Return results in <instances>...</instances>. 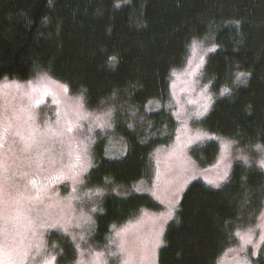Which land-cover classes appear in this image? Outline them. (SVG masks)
<instances>
[{
	"label": "trees",
	"instance_id": "trees-1",
	"mask_svg": "<svg viewBox=\"0 0 264 264\" xmlns=\"http://www.w3.org/2000/svg\"><path fill=\"white\" fill-rule=\"evenodd\" d=\"M200 41L216 47L204 68L215 100L200 128L232 143L233 153L256 155L264 148V0H0V78L48 73L83 94L88 108H112L115 133L128 142L121 160L104 159L97 146L85 179L108 190L94 235L103 249L114 246L116 229L161 209L149 195H116L110 185L155 180L153 151L175 143L179 122L173 109H135L171 99L172 73ZM193 156L210 167L223 151L212 141ZM263 204L264 170L255 164L236 162L218 188L193 182L167 226L159 264H218ZM253 261L264 264V247Z\"/></svg>",
	"mask_w": 264,
	"mask_h": 264
},
{
	"label": "rangeland",
	"instance_id": "rangeland-1",
	"mask_svg": "<svg viewBox=\"0 0 264 264\" xmlns=\"http://www.w3.org/2000/svg\"><path fill=\"white\" fill-rule=\"evenodd\" d=\"M215 50L204 41L193 45L186 66L172 73L171 99L166 104L151 99L135 109L144 114L173 109L178 136L154 149L153 183L142 179L125 187L107 181L116 195L146 194L161 206L116 229L108 249L94 241L108 190L87 187L85 179L95 166L97 146L104 159L128 155V142L114 130L113 109L88 108L83 94L45 72L26 80L0 78V264H159L167 226L193 182L218 188L238 161L264 170L261 146L256 155L233 153L232 143L200 128L215 100L204 75ZM212 141L223 156L202 167L193 149ZM254 221L237 229L218 264H254L264 247V204Z\"/></svg>",
	"mask_w": 264,
	"mask_h": 264
},
{
	"label": "snow or ice",
	"instance_id": "snow-or-ice-1",
	"mask_svg": "<svg viewBox=\"0 0 264 264\" xmlns=\"http://www.w3.org/2000/svg\"><path fill=\"white\" fill-rule=\"evenodd\" d=\"M112 59L114 60L115 58H112ZM243 76H245V73H239L238 76H237V80H240V78L243 77ZM225 91H228V90L225 89ZM69 130H71V129H69ZM258 147H259V146H258ZM260 165H261L262 167H264V160H261V161H260Z\"/></svg>",
	"mask_w": 264,
	"mask_h": 264
}]
</instances>
